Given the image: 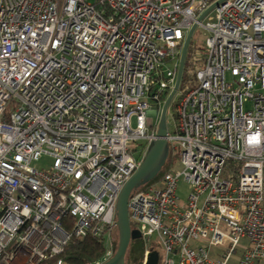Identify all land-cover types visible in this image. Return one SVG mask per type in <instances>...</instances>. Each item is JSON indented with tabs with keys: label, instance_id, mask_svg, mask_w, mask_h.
<instances>
[{
	"label": "built area",
	"instance_id": "built-area-1",
	"mask_svg": "<svg viewBox=\"0 0 264 264\" xmlns=\"http://www.w3.org/2000/svg\"><path fill=\"white\" fill-rule=\"evenodd\" d=\"M216 1L0 0V264H64L73 236L103 243L95 264L113 256L118 194L194 23L208 35L167 136L182 169L128 198L142 264L150 246L157 264H229L239 250L236 264H264V0H220L197 22Z\"/></svg>",
	"mask_w": 264,
	"mask_h": 264
},
{
	"label": "water",
	"instance_id": "water-1",
	"mask_svg": "<svg viewBox=\"0 0 264 264\" xmlns=\"http://www.w3.org/2000/svg\"><path fill=\"white\" fill-rule=\"evenodd\" d=\"M219 1L220 0L216 1L214 4H211L204 12H202L198 16L197 22L201 21V19H203V17L207 14V12L211 10L216 4H218ZM196 26L197 23H194L184 38L182 50L180 54L177 79L173 89L168 94L162 105L158 124H157V130L155 133L156 138L151 142L138 168L126 180V182L123 184L118 194L117 202H116L118 246L114 255L101 264H125V255L130 240L140 238L139 231L131 228V222L128 214V198L136 183L146 174H148L153 169H155V167L158 168L154 172L151 179L157 174L167 155L168 145H169L167 136L169 133V129L166 124V111L182 79L187 49ZM161 158L163 159L159 164ZM157 263H158V253L157 251L152 250L147 254L144 264H157Z\"/></svg>",
	"mask_w": 264,
	"mask_h": 264
},
{
	"label": "trees",
	"instance_id": "trees-1",
	"mask_svg": "<svg viewBox=\"0 0 264 264\" xmlns=\"http://www.w3.org/2000/svg\"><path fill=\"white\" fill-rule=\"evenodd\" d=\"M193 41H190V44L187 49V57L184 64L183 70V80L188 76V56L190 53L191 45ZM179 159V154L175 152L172 146L168 145L167 155L164 159L163 164L161 165L157 174L149 180L142 188L158 182L163 175L172 170L174 166L175 159ZM131 228H134V224L131 223ZM118 246V238L115 241V251ZM104 253V245L102 242L97 241L96 239L85 236L82 238L73 236L68 243L65 245L63 251L59 254V257L63 259L65 264H92L99 260ZM144 254V244L141 239H131L127 248L125 255V264H142Z\"/></svg>",
	"mask_w": 264,
	"mask_h": 264
},
{
	"label": "rangeland",
	"instance_id": "rangeland-1",
	"mask_svg": "<svg viewBox=\"0 0 264 264\" xmlns=\"http://www.w3.org/2000/svg\"><path fill=\"white\" fill-rule=\"evenodd\" d=\"M90 1H93V0H90ZM213 16H214V10L212 8L204 16V18H203L204 22L210 20ZM207 35H208V33L205 32L204 30H202V28L200 26H197L193 32L191 40L197 44L198 48H200L199 50L201 53H203L204 42H205ZM167 66L171 67L172 64L167 63ZM226 76H227V78H229L228 72L226 73ZM175 99H173V101ZM173 101L169 104L167 111H166V124H167L169 131H171V132L174 130V115H173V111H172ZM151 108H152V110L156 109V105L151 104ZM153 119H154V121L156 120L155 117ZM162 159L163 158H161V160L159 161V164L161 163ZM51 161L52 160L49 156L44 155V156H41L38 160L34 161L32 164L34 167L47 168L50 165ZM159 164H158V166H159ZM157 168L155 167V169H153L151 172H149L143 178H141L136 183L133 190H136V189L142 187L144 184H146L148 182V180L151 179V177L153 176V174L157 170ZM181 169H182L181 161H180V159L176 158L172 170L179 171ZM189 191H190L189 185L182 178H180L177 182V190H176V193H177V196H178V199L180 202L185 200ZM203 198H204V196H201L199 198V203L202 202ZM115 236H116L115 239L117 240L118 234L116 233ZM152 242H155V238H152ZM242 242L244 243L245 241H242ZM215 251H216V249H215ZM215 251L213 249H211V254H214ZM239 253H240V250L238 252L233 253L232 257L230 258L229 264H236Z\"/></svg>",
	"mask_w": 264,
	"mask_h": 264
},
{
	"label": "flooded vegetation",
	"instance_id": "flooded-vegetation-1",
	"mask_svg": "<svg viewBox=\"0 0 264 264\" xmlns=\"http://www.w3.org/2000/svg\"><path fill=\"white\" fill-rule=\"evenodd\" d=\"M116 233L118 234V230L116 231ZM139 239H141V240H142V238H141V234H140V238H139ZM115 241H116V239H115ZM142 241H143V240H142ZM143 244H144V242H143ZM115 248H116V247H115ZM149 249H150V251H149V252H151L152 250H155V251H157V249H156V247H155V246H154V247H153V246H150V248H149ZM144 252H145V244H144ZM149 252H148V253H149ZM114 253H115V252H114ZM157 253H158V251H157ZM113 255H114V254H113ZM144 255H145V254H143V259H144ZM110 258H111V257H110ZM97 261H98V260H97ZM97 261H96V262H97ZM96 262H94V263H92V264H95ZM103 262H105V261H102V262H100V264H101V263H103ZM142 263H143V261H142Z\"/></svg>",
	"mask_w": 264,
	"mask_h": 264
}]
</instances>
